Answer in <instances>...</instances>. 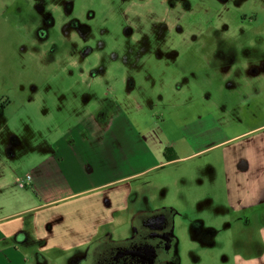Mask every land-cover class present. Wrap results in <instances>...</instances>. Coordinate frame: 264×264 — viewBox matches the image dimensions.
<instances>
[{"label": "rangeland", "instance_id": "374dc122", "mask_svg": "<svg viewBox=\"0 0 264 264\" xmlns=\"http://www.w3.org/2000/svg\"><path fill=\"white\" fill-rule=\"evenodd\" d=\"M127 93L152 118L177 108L212 123L210 144L236 143L264 122V0H0V175L18 189L64 128L133 108ZM219 158L213 147L144 175L158 189L134 224L170 210L180 264H264V210L225 209Z\"/></svg>", "mask_w": 264, "mask_h": 264}, {"label": "crops", "instance_id": "0c3cea01", "mask_svg": "<svg viewBox=\"0 0 264 264\" xmlns=\"http://www.w3.org/2000/svg\"><path fill=\"white\" fill-rule=\"evenodd\" d=\"M128 97L133 108L114 103L108 112L82 113L64 128L63 148L32 163L23 187L18 182L30 192L0 175V264H47L53 252L66 264L102 237L127 238L130 209H143L146 193L158 189L144 175L213 147L220 148L225 209L264 210V122L237 128L232 145L210 144V121H195L177 108L152 118ZM161 124L172 126L170 133Z\"/></svg>", "mask_w": 264, "mask_h": 264}, {"label": "flooded vegetation", "instance_id": "af4514ba", "mask_svg": "<svg viewBox=\"0 0 264 264\" xmlns=\"http://www.w3.org/2000/svg\"><path fill=\"white\" fill-rule=\"evenodd\" d=\"M185 21L183 19L176 26ZM75 48L65 52L73 55L71 51L76 52ZM167 211L170 210L139 214V220L134 224V217L138 216L135 213L127 238L113 240L102 237L88 245L78 256L71 257L66 264H180L177 238L173 234L174 221ZM202 235L199 239H206Z\"/></svg>", "mask_w": 264, "mask_h": 264}, {"label": "built area", "instance_id": "2783aa9c", "mask_svg": "<svg viewBox=\"0 0 264 264\" xmlns=\"http://www.w3.org/2000/svg\"><path fill=\"white\" fill-rule=\"evenodd\" d=\"M29 180H30L29 175H26L25 179L23 180L24 182H21V183H20V187H23L24 184H26V182H29Z\"/></svg>", "mask_w": 264, "mask_h": 264}, {"label": "water", "instance_id": "95a60500", "mask_svg": "<svg viewBox=\"0 0 264 264\" xmlns=\"http://www.w3.org/2000/svg\"><path fill=\"white\" fill-rule=\"evenodd\" d=\"M161 219L163 220V217H162ZM162 220H160V221H159V223H161V222H162Z\"/></svg>", "mask_w": 264, "mask_h": 264}, {"label": "trees", "instance_id": "16d2710c", "mask_svg": "<svg viewBox=\"0 0 264 264\" xmlns=\"http://www.w3.org/2000/svg\"><path fill=\"white\" fill-rule=\"evenodd\" d=\"M39 257H37V260H38ZM40 262V261H39Z\"/></svg>", "mask_w": 264, "mask_h": 264}]
</instances>
